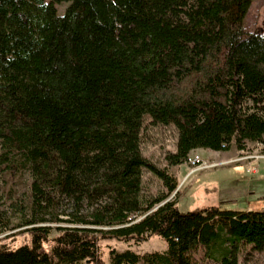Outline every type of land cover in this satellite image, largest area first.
Instances as JSON below:
<instances>
[{
  "label": "trees",
  "instance_id": "16d2710c",
  "mask_svg": "<svg viewBox=\"0 0 264 264\" xmlns=\"http://www.w3.org/2000/svg\"><path fill=\"white\" fill-rule=\"evenodd\" d=\"M252 1L0 0V173L27 235L0 238V264H102V241L153 236L164 252L111 248L109 264H195L199 250L238 264L239 245L264 252L263 211L181 212L167 170L197 150L264 143V30L245 24ZM145 119L177 132L164 168L142 154ZM144 171L163 186L155 197L143 194ZM24 174L25 199L13 184ZM62 201L73 207L63 219Z\"/></svg>",
  "mask_w": 264,
  "mask_h": 264
},
{
  "label": "rangeland",
  "instance_id": "374dc122",
  "mask_svg": "<svg viewBox=\"0 0 264 264\" xmlns=\"http://www.w3.org/2000/svg\"><path fill=\"white\" fill-rule=\"evenodd\" d=\"M69 2H61L57 5L59 14H63ZM248 26H258L264 30V0H253L249 12L245 18ZM177 132L172 126L153 127L149 119H145V130L142 137V154L158 168L166 166L164 158L168 153L175 152ZM192 154H198L203 161L201 168L195 169L186 164L167 168L168 172L177 180L179 196L176 199L181 212L195 211L205 207H218L222 211H263L264 212V143H247L243 150L234 146L228 152L212 153L197 150ZM6 175L0 173V238L15 236L14 244H20L26 239V228H16L18 217L13 216L8 198L10 186L6 181ZM31 177L24 174L19 181H14V188L19 191L22 198H27ZM143 194L147 197H155L163 186L161 182L150 173L144 171L142 177ZM174 198L171 194L168 200ZM72 205L68 201H62L59 205L60 218H64L62 212H72ZM52 228L77 227L71 224H54L47 222ZM57 234L53 230L52 235ZM13 238L8 239L11 241ZM113 248L118 252L130 250L138 255L152 252H164L165 242L153 236L141 244L133 242L123 243L115 240L102 241L101 263L109 264L108 251ZM238 264H264V252L252 250V246L239 245L236 249ZM82 264H90L84 262ZM195 264H218L210 258L204 257V252L199 250L195 255Z\"/></svg>",
  "mask_w": 264,
  "mask_h": 264
},
{
  "label": "built area",
  "instance_id": "2783aa9c",
  "mask_svg": "<svg viewBox=\"0 0 264 264\" xmlns=\"http://www.w3.org/2000/svg\"><path fill=\"white\" fill-rule=\"evenodd\" d=\"M185 164L192 168L198 169L201 168L204 163L198 154H192L188 156Z\"/></svg>",
  "mask_w": 264,
  "mask_h": 264
}]
</instances>
